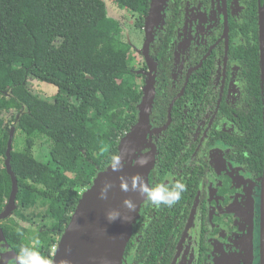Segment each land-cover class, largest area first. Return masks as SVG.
Wrapping results in <instances>:
<instances>
[{"label": "flooded vegetation", "instance_id": "obj_1", "mask_svg": "<svg viewBox=\"0 0 264 264\" xmlns=\"http://www.w3.org/2000/svg\"><path fill=\"white\" fill-rule=\"evenodd\" d=\"M145 45L131 72L141 90L154 76L147 184L187 191L171 208L143 200L120 264H260L264 0H165L154 70ZM16 254L0 243V264Z\"/></svg>", "mask_w": 264, "mask_h": 264}, {"label": "trees", "instance_id": "obj_2", "mask_svg": "<svg viewBox=\"0 0 264 264\" xmlns=\"http://www.w3.org/2000/svg\"><path fill=\"white\" fill-rule=\"evenodd\" d=\"M109 1L137 15L135 26L143 28L151 0ZM121 33L104 0H0V212L11 193L5 154L12 127L10 167L18 185L17 209L1 228L16 253L38 236V251L52 259L82 194L138 121L143 94ZM30 78L54 87L56 96L35 95ZM259 138L262 160L261 128ZM38 142L48 147V163L34 156ZM39 204L51 225L23 226L31 222L22 211Z\"/></svg>", "mask_w": 264, "mask_h": 264}, {"label": "water", "instance_id": "obj_3", "mask_svg": "<svg viewBox=\"0 0 264 264\" xmlns=\"http://www.w3.org/2000/svg\"><path fill=\"white\" fill-rule=\"evenodd\" d=\"M165 0H151L148 15L145 18V57L149 67L154 66L147 55L148 45L153 41V30L161 20V13ZM142 99L138 108V121L131 130L120 140L118 152L123 157L124 167L119 173H113L108 168L97 174L92 186L86 190L72 214L71 220L62 234L52 259L56 264L61 260L68 261V264H120L121 259L132 234L133 226L139 217V209L143 202L142 197L129 191H120L119 177L126 179L141 175L145 182L148 181L149 170L152 168L155 151L151 152L146 167L137 165L138 158L146 157L142 154L144 145L150 130V115L155 97L154 76L149 74L142 89ZM167 126L163 128L166 129ZM157 133L160 130L155 131ZM15 134V127H12L7 142L5 169L11 179V193L9 199L0 212V243H5L1 224L10 219L17 209L16 196L18 192L17 180L11 171L10 154ZM111 181L113 189L108 193L107 200H100L99 192L102 183ZM131 199L136 204V210L129 212L123 207V200ZM118 209L121 216L126 220L117 219L109 223L106 219V211ZM260 264H264V169L261 178V223H260Z\"/></svg>", "mask_w": 264, "mask_h": 264}, {"label": "clouds", "instance_id": "obj_4", "mask_svg": "<svg viewBox=\"0 0 264 264\" xmlns=\"http://www.w3.org/2000/svg\"><path fill=\"white\" fill-rule=\"evenodd\" d=\"M147 157H141L137 160L139 167H146L148 164ZM124 163L123 157L120 153H114L108 160V169L113 173H119L123 170ZM120 191L122 192H136L142 199L156 208L175 206L182 198V195L187 191V185L182 180L170 181L168 183H156L149 185L145 182L144 178L136 174L131 178L119 177ZM114 185L111 181L105 180L99 192L100 200H107L108 193L113 189ZM123 207L129 212L136 210V204L131 199L123 200ZM106 219L109 223L122 219L126 221L118 209H110L106 211ZM16 233L18 236L23 237L24 233L20 228H17ZM41 245V240L38 236L32 237L27 242L20 245L17 254L13 258V264H56L53 259L42 255L38 248ZM60 264H68V261L61 260Z\"/></svg>", "mask_w": 264, "mask_h": 264}, {"label": "rangeland", "instance_id": "obj_5", "mask_svg": "<svg viewBox=\"0 0 264 264\" xmlns=\"http://www.w3.org/2000/svg\"><path fill=\"white\" fill-rule=\"evenodd\" d=\"M104 2L106 4L109 18L119 23L122 32L120 36L132 47L130 55V58L133 60L132 66L136 65L138 62L141 63V58L138 53L142 50L144 40L146 41V39L145 33L140 29H137L135 26L137 15L117 9L116 6L109 0H104ZM28 87L35 95L46 100H52V98H54L57 94V90L54 87L38 82L33 78L28 80ZM15 136L16 134H14V137ZM21 142L22 139L20 135H17L16 143H19L22 146ZM34 156L38 161L48 163V147L44 142H38L34 150ZM22 214L31 222V225L23 223V226L35 229L37 227H49L51 225V220L45 216V206L42 204H39L37 207L29 211H22Z\"/></svg>", "mask_w": 264, "mask_h": 264}, {"label": "built area", "instance_id": "obj_6", "mask_svg": "<svg viewBox=\"0 0 264 264\" xmlns=\"http://www.w3.org/2000/svg\"><path fill=\"white\" fill-rule=\"evenodd\" d=\"M56 247H57V246H55V247L53 248V253L55 252V250H56Z\"/></svg>", "mask_w": 264, "mask_h": 264}]
</instances>
